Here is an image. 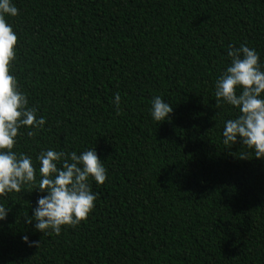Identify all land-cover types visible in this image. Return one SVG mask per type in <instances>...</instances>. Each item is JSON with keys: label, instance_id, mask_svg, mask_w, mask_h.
<instances>
[{"label": "trees", "instance_id": "trees-1", "mask_svg": "<svg viewBox=\"0 0 264 264\" xmlns=\"http://www.w3.org/2000/svg\"><path fill=\"white\" fill-rule=\"evenodd\" d=\"M12 2L10 71L45 117L13 150L94 147L107 177L91 181L87 218L59 234L27 222L35 185L0 196V264H264V158L223 143L239 112L214 95L229 44L264 61V0ZM156 95L170 119L151 118Z\"/></svg>", "mask_w": 264, "mask_h": 264}, {"label": "clouds", "instance_id": "clouds-1", "mask_svg": "<svg viewBox=\"0 0 264 264\" xmlns=\"http://www.w3.org/2000/svg\"><path fill=\"white\" fill-rule=\"evenodd\" d=\"M17 14L12 0H0V196L35 185L44 194L37 197L27 222L34 220L33 227L43 233L50 230L59 234L62 225L75 226L87 218L98 198V193L91 190V181L103 184L107 169L94 147L79 153L45 148L35 159L13 150L21 128L28 129L27 135L31 137L34 130L45 124V117L28 106L26 93L19 89L18 80L10 71L16 58L18 34L6 17ZM227 56L230 63L214 83L215 100L217 105L223 101L237 108L239 114L224 121L223 143L233 144L239 138L242 145L254 151L255 157L264 158V61L257 49L246 43L238 47L229 44ZM112 102L118 112L119 93L114 94ZM172 111L171 104L161 96L152 98L149 113L154 121L170 119L168 114ZM8 211L0 204V221ZM21 239L29 246L38 247L40 243L29 240L27 235Z\"/></svg>", "mask_w": 264, "mask_h": 264}]
</instances>
